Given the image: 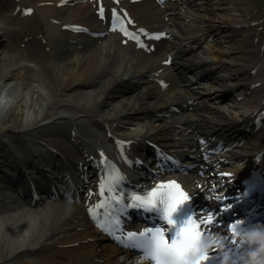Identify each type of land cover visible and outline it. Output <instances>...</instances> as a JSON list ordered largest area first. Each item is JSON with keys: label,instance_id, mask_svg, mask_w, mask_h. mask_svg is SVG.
Wrapping results in <instances>:
<instances>
[{"label": "bare ground", "instance_id": "bare-ground-1", "mask_svg": "<svg viewBox=\"0 0 264 264\" xmlns=\"http://www.w3.org/2000/svg\"><path fill=\"white\" fill-rule=\"evenodd\" d=\"M117 15L139 41L109 31ZM255 19L245 0H0V264H138L103 234V226L116 229L112 202L95 220L108 158L152 170L142 159L151 146L183 154L213 136L229 140L218 158L222 181L164 179L197 210L217 206L220 186L264 174V46ZM9 39L32 46L21 61L8 56ZM94 139L113 143L97 161L88 150ZM91 173L92 190L82 194ZM61 174L63 189L73 182V200L50 185ZM217 235L207 236L209 250L225 257L236 249L237 240ZM241 264H264V256Z\"/></svg>", "mask_w": 264, "mask_h": 264}, {"label": "rangeland", "instance_id": "rangeland-1", "mask_svg": "<svg viewBox=\"0 0 264 264\" xmlns=\"http://www.w3.org/2000/svg\"><path fill=\"white\" fill-rule=\"evenodd\" d=\"M16 1H23V0H16ZM245 1L248 2V3H250L251 8H252V12L254 13V15L256 17V19L253 22V25L251 26V28H252L254 34L255 35H258V42L261 45L264 46V0H245ZM37 20H38V23H40L41 26H43V23H41V20L38 19V18H37ZM211 40H213V38ZM5 44H7L8 46L11 47L8 56L15 57V58H17L18 61H21V58H20L21 55H27L28 49L30 47H32V46L29 47V45H24V44L20 43V41L18 39H9V40H7L5 42ZM263 49H264V47H263ZM45 52L46 53H49L50 51L49 52L48 51H45ZM26 64H28L29 67H30L33 64V61L28 60L26 62ZM26 73L27 74L34 75V71L31 70V69H28V72H26ZM229 99H230V97L229 98H226V99H224V101H222V102H224L223 105H225V107L226 106H229L228 103H227V102H230ZM229 107H231V106H229ZM61 129H65L66 131H68V129L70 130L69 127H64V126L61 127ZM95 129H97L99 131H102V129L99 126H96ZM70 131H76L77 132V129H76V127H74V128H71ZM97 140L94 139L93 142H90L89 143L88 150L94 152L95 151L94 148H96V147H99V148L113 147V143H109V144L107 143V145H105L106 143H102L101 140H99L101 142L100 143ZM125 156L127 158L130 157V155H129L128 152H126ZM114 159H115V161H117L118 163H120V166L123 169H125V167H124L125 166V163H123V161L120 159V156H119V158L116 156V158H114ZM145 160H147V158H145ZM126 169H127V167H126ZM90 183H91L90 182V179L89 180L87 179V181L85 180V187H86V190L85 191L91 190ZM5 204L6 203H4V205Z\"/></svg>", "mask_w": 264, "mask_h": 264}]
</instances>
